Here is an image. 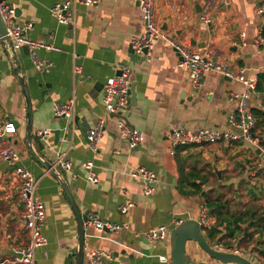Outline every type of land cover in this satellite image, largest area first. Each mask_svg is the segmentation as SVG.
I'll return each mask as SVG.
<instances>
[{
	"label": "crops",
	"instance_id": "1",
	"mask_svg": "<svg viewBox=\"0 0 264 264\" xmlns=\"http://www.w3.org/2000/svg\"><path fill=\"white\" fill-rule=\"evenodd\" d=\"M61 1L4 3L15 10L16 24H33L26 33L28 39L57 48L36 52L38 60L48 64L46 71H38L31 55L22 48L16 49V61L11 49L0 43V124L14 122L17 126V133L0 143V151L12 147L19 153L20 165L39 180L37 195L46 205L43 233L48 243L36 251L37 264H72L80 232L62 184L27 148L28 112L21 76L31 96L34 152L53 166L61 156L71 163L70 171L60 165L55 168L83 214L125 226L119 231L97 232L87 225V255L104 250L113 255V264H168L171 230L181 221L199 222L203 206L198 196L180 190L181 170L197 169L206 175L203 191L213 199L227 200L234 210L252 201L248 190H264V168L255 169V164L264 160L247 142H219L170 151L173 128L182 127L193 134L200 130H233L230 117L236 103L232 95L245 88L235 80L207 73L202 86L196 89L191 84L190 70L179 66L181 56L164 40H159L152 52L133 57L131 40L144 29L139 0H101L94 7L79 6L74 23L68 26L51 15V8ZM259 6L258 0H156L155 9L162 32L176 44L208 52L233 74L247 70L248 78L258 80L264 74V15H258ZM203 15L208 23L202 21ZM259 39L263 43L257 52L254 42ZM123 66L132 70L134 98L131 95L126 111L109 117L103 102L104 86L108 79L119 75ZM72 98L76 101L74 120L56 117L55 106ZM248 107L253 115L256 110L264 113V92L252 94ZM254 117L255 134L264 143V122L259 126ZM102 118L106 128L95 154L89 148L87 134ZM119 118L144 133L141 146L129 148L121 137ZM41 131L49 132L45 139L39 136ZM89 161L94 164L98 184L87 181L84 165ZM141 167L157 176L152 196L144 194V182L130 176ZM21 184L14 168L0 159V264H19L15 262V251L29 243L23 227ZM262 199L259 203L264 207ZM212 219L217 226V219ZM159 227L170 230L165 240H147L146 232ZM204 231L208 243L217 248L218 240L209 238L208 229ZM240 253L259 264L252 253ZM186 256L192 264H222L193 242L188 243Z\"/></svg>",
	"mask_w": 264,
	"mask_h": 264
},
{
	"label": "built area",
	"instance_id": "2",
	"mask_svg": "<svg viewBox=\"0 0 264 264\" xmlns=\"http://www.w3.org/2000/svg\"><path fill=\"white\" fill-rule=\"evenodd\" d=\"M260 2L258 15H264V0ZM101 0H64L58 2L51 8V15L61 25H72L77 14L79 6L89 8L99 5ZM225 3L226 0H220ZM139 7L143 15L144 29L142 33L131 40V48L134 55L152 52L156 43L159 40H164L169 43L173 49L181 56L180 67H185L190 70L191 84L199 89L207 73H216L223 77L235 80L243 84L245 90L242 93L233 94L232 98L236 103L234 113L230 117V123L233 130L225 132L215 130H200L193 134L184 128H173L169 134L171 141L170 151L173 153L179 147L187 146H202L219 142L244 141L251 144L255 150H261L264 154V143L259 140L255 134L256 120L253 113L249 110V99L252 94H258L256 78H248L247 70H242L240 74H233L227 65L214 61L208 52L200 53L199 51L190 50L187 47L176 44L170 37L162 32L161 26L156 20V0H139ZM0 14L6 27V37L13 41L15 49L29 47L31 58L35 63L38 71L43 72L48 69V64L38 60L36 52L40 49L48 51L57 50L52 45L32 41L26 37V33L33 29V24L18 25L13 21L15 10L6 4H0ZM202 21L208 23L209 20L205 15L202 16ZM1 43V42H0ZM263 40L259 39L254 42L257 52L261 51ZM246 45V44H244ZM78 71V68L75 69ZM131 75L132 70L128 66L120 67L119 75L107 80L103 90V102L106 107L109 117L118 116L126 111L130 106L131 100ZM76 113V101L74 98L63 104H58L54 108V114L58 118H64L68 121L74 120ZM122 139L128 144L130 149H135L143 144L145 135L143 132L130 127L127 122L121 118L117 119ZM106 128V120L101 119L97 125L90 129L87 134L89 148L97 154L99 152V143L102 133ZM17 133V126L14 122L0 124V143L6 141L12 135ZM48 131L39 132L41 138L48 136ZM262 158V157H261ZM0 159L7 162L14 168V173L21 179L20 198L24 205L23 227L29 234V243L26 247L15 251V262L19 264H37L36 251L44 248L48 240L43 233V227L46 219V205L38 197L37 191L39 188V180L33 173L20 165L21 157L12 147H6L0 151ZM262 160H264L262 158ZM62 166L65 170H71V163L61 156L56 162V166ZM55 166V167H56ZM84 168L88 171L87 181L93 184H98L99 180L93 171L94 164L92 161L87 162ZM264 162L259 161L255 164V169H263ZM261 173V171H260ZM259 175V173H255ZM134 181L144 182V194L152 196L154 193V184L157 182V176L154 172L146 168H138L130 173ZM123 211H128L123 208ZM90 225L97 232H105L106 230L119 231L124 225L111 224L103 222L93 216ZM181 221L179 225L182 223ZM200 225L204 229H212L216 226L210 216L208 210L201 207ZM167 227H159L146 232L145 237L149 241H163L169 233ZM218 251L231 252L240 255L239 250H229L220 245L216 248ZM114 257L111 253L104 250H94L87 255V264H113Z\"/></svg>",
	"mask_w": 264,
	"mask_h": 264
},
{
	"label": "trees",
	"instance_id": "3",
	"mask_svg": "<svg viewBox=\"0 0 264 264\" xmlns=\"http://www.w3.org/2000/svg\"><path fill=\"white\" fill-rule=\"evenodd\" d=\"M257 91L264 92V74L260 75ZM258 125L264 122V113L254 111ZM196 146L179 147L189 149ZM207 183L206 175L197 169L181 170V191L198 196L201 204L208 210L211 218L217 219V226L208 230L209 238L217 239L219 245L227 249H237L243 253H252L259 264H264V207L259 203L264 190L254 187L247 191L251 202L234 210L227 200L213 199L203 186ZM232 200H236L232 197ZM245 226H248L247 232Z\"/></svg>",
	"mask_w": 264,
	"mask_h": 264
},
{
	"label": "water",
	"instance_id": "4",
	"mask_svg": "<svg viewBox=\"0 0 264 264\" xmlns=\"http://www.w3.org/2000/svg\"><path fill=\"white\" fill-rule=\"evenodd\" d=\"M5 0H0V4H4ZM15 19V18H14ZM13 19V21H15ZM0 42L6 45L8 48L11 49L12 54L14 55V59L17 61V52L14 47L13 41L6 37V27L2 20L0 14ZM27 55L30 54L29 47L25 46L22 48ZM131 55L134 57V53L131 50ZM147 53V51H145ZM131 56V57H132ZM17 65L18 62H17ZM19 73L20 67L16 69ZM20 84L22 86L24 96L27 102V112H28V137H27V148L31 155L46 169L48 170L54 177L58 179V181L62 184L67 199L73 209V212L76 216L77 224L79 227V244L76 248L73 256L72 264H87V253H86V232H87V225H90L91 219L89 215L83 214L78 207L75 198L69 189L67 183L63 180L61 173L58 169L55 168L50 162L41 160L40 156L34 152L31 147L33 143V111H32V104H31V96L29 93V89L25 84V78L22 76L19 77ZM131 95L134 98V89L133 86L131 87ZM256 154L259 155L264 159V154L261 150H257ZM214 165V164H213ZM215 168V167H214ZM218 175H221L219 171H216ZM205 229L200 225L197 220L188 219L183 221L180 225L176 226L170 232V245H171V254H170V262L168 264H192L193 262L189 260L186 256L187 252V245L189 242H193L197 244L209 257L214 260L219 261L222 264H254L250 260L246 259L245 257L231 253V252H222L218 251L216 248H213L205 238ZM247 230V226L245 228ZM107 231V230H106ZM217 244L219 245L218 241Z\"/></svg>",
	"mask_w": 264,
	"mask_h": 264
},
{
	"label": "rangeland",
	"instance_id": "5",
	"mask_svg": "<svg viewBox=\"0 0 264 264\" xmlns=\"http://www.w3.org/2000/svg\"><path fill=\"white\" fill-rule=\"evenodd\" d=\"M215 177H216V176H215ZM241 196H242V194H241ZM229 198H232V195H230ZM262 200H264V198H263ZM260 203H261V202H260ZM261 204H262V203H261Z\"/></svg>",
	"mask_w": 264,
	"mask_h": 264
}]
</instances>
